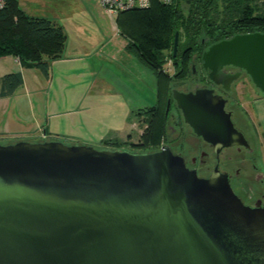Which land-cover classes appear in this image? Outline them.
Segmentation results:
<instances>
[{
	"label": "water",
	"instance_id": "95a60500",
	"mask_svg": "<svg viewBox=\"0 0 264 264\" xmlns=\"http://www.w3.org/2000/svg\"><path fill=\"white\" fill-rule=\"evenodd\" d=\"M178 45L177 31L174 56ZM202 66L228 90L244 70L264 94V33L213 43ZM172 97L218 157L251 148L214 89L172 88ZM0 264H264V203L246 204L219 158L202 177L168 144L0 143Z\"/></svg>",
	"mask_w": 264,
	"mask_h": 264
},
{
	"label": "trees",
	"instance_id": "16d2710c",
	"mask_svg": "<svg viewBox=\"0 0 264 264\" xmlns=\"http://www.w3.org/2000/svg\"><path fill=\"white\" fill-rule=\"evenodd\" d=\"M116 24L127 39V51L156 75L157 103L132 112V118L143 117L147 125L142 137L145 149L156 151L167 131L172 99L163 106L162 101L172 84L191 77L190 64L194 60L202 63L203 52L213 43L240 33H264V0H174L171 4L152 0L148 8L119 12ZM177 31L179 45L174 56ZM66 44L63 26L49 18L27 15L18 0H8L0 9V57H16L23 67H36L48 77L51 62L63 56ZM169 60L175 68L173 75L165 71ZM198 78L204 80L202 75ZM22 84L21 72L1 76L0 97L15 94ZM128 142L114 138L103 140L102 145L126 149Z\"/></svg>",
	"mask_w": 264,
	"mask_h": 264
},
{
	"label": "crops",
	"instance_id": "0c3cea01",
	"mask_svg": "<svg viewBox=\"0 0 264 264\" xmlns=\"http://www.w3.org/2000/svg\"><path fill=\"white\" fill-rule=\"evenodd\" d=\"M86 1L100 5L98 0ZM82 36L69 38L63 56L51 62L48 77L36 67H23L16 57H0V77L11 72H21L23 77L15 94L0 97V141L103 144V140L129 136L127 121L132 123V112L152 102V83L147 85L143 71L118 64L120 48L108 45L112 38L124 37L117 24L114 35L104 38L100 46ZM137 64L146 67L140 61ZM113 99L120 103L118 107ZM251 102L252 117L264 136V95H256Z\"/></svg>",
	"mask_w": 264,
	"mask_h": 264
},
{
	"label": "rangeland",
	"instance_id": "374dc122",
	"mask_svg": "<svg viewBox=\"0 0 264 264\" xmlns=\"http://www.w3.org/2000/svg\"><path fill=\"white\" fill-rule=\"evenodd\" d=\"M21 9L29 16L32 17H45L53 21L58 22L63 26L66 35L67 41L71 38V41L75 40V34L88 36L87 38L90 42H93L94 45H102L104 38H108L114 35V30L116 29V17L111 16L104 11L100 6L92 2L85 0H18ZM82 36V37H83ZM106 41V40H105ZM109 47H118L120 51L118 53L119 59L118 64H123L122 69L130 68L135 71H143L141 73L146 74L148 77L147 85L149 82L152 83V102H148L146 107L154 106L157 103V80L156 75L151 70L147 69L137 64L138 59L134 57L130 52L125 50L127 45V39L123 37L122 39H113L108 43ZM117 55V56H118ZM195 63V64H194ZM169 66L168 63L165 64L167 69ZM190 69L193 72L192 76L184 81H176L172 84V88L177 89H193L197 86H203L198 76L203 74V68L201 62L192 61L190 64ZM194 69L196 74L194 73ZM175 72L174 66L171 68L168 73L173 75ZM140 73V72H139ZM151 74V77L150 75ZM246 79V80H245ZM245 82L241 81L236 85L235 94L240 100L241 104L245 107L247 111L246 120H243L238 115L239 124L245 129L248 139L250 140L253 153H250L248 150L243 149L239 152L236 148H230L223 152L220 159V167L223 169H228L229 167L234 168V170L240 168L242 174L248 178L249 185L257 193L261 188V184L255 179L254 172L252 170V163L254 162L253 158L256 157V162L259 167L264 169V136L259 127L258 121L253 116V111L251 109V99L254 92L256 91L255 85L250 80V78H245ZM246 84V85H245ZM247 86V87H246ZM252 91V97L248 94V90ZM255 95V94H254ZM169 99L171 100V106L169 114L173 115L174 118H169L167 121V131L164 138H162V145L168 144L176 151L185 150L186 153L191 156H199L201 151V146H204L202 141L194 134V132L185 125L181 111L177 108L175 101L172 97V89L170 93L165 94L163 98L162 106L166 105ZM113 106L118 107L120 103L118 100H111ZM165 109V106H164ZM252 113V115H251ZM104 117V116H103ZM179 122V124H176ZM133 123V124H132ZM130 121H127V132L129 131V136L123 140H129L126 145V149L131 151H151V149H145V142L143 141V134L146 132L147 125L143 122V117H136ZM184 123V124H183ZM174 131V132H173ZM4 141V140H3ZM68 144H82L78 141H65ZM0 143H6L0 141ZM97 148H104L105 146L101 143L89 144ZM110 148V147H108ZM249 158L248 164H244L243 160ZM216 158L212 156L208 159L205 172L209 173L211 169L216 164Z\"/></svg>",
	"mask_w": 264,
	"mask_h": 264
},
{
	"label": "flooded vegetation",
	"instance_id": "af4514ba",
	"mask_svg": "<svg viewBox=\"0 0 264 264\" xmlns=\"http://www.w3.org/2000/svg\"><path fill=\"white\" fill-rule=\"evenodd\" d=\"M224 70L227 73H236V72L241 71V69H239L235 66H226L224 68ZM241 72H242L241 77L239 79L235 80L230 85L229 90L226 89L222 84H215V83L211 82L208 79V71H206L204 68H203V74H202V78L204 76V80H200V79L199 80L201 81L203 86H207L209 88L214 89L215 93L221 95L224 99H226V110L231 113L232 119H233L236 127L239 130H241L242 132H244V134L246 135V138L248 139V136L246 134L245 129L239 124V121H238V115L241 119L246 120V116L248 113H247L245 107L241 104L238 97L236 96L235 91H236V85L241 81L245 82V80H246L245 78H250V76L244 70H242ZM195 74H196V71H195ZM250 80H251V78H250ZM197 87H202V86H197ZM196 88H193V89L189 88V89H182V90L190 91V90H195ZM255 88H256V86H255ZM248 92H249L248 95L250 97H252V95H251L252 91L249 89ZM254 94H253L252 99L256 95H259L262 93L260 92L259 89L256 88V91L254 92ZM252 99H251V101H252ZM181 114H182V112H181ZM168 116H169V118H174V116L169 114V113H168ZM183 120H184V117H183ZM184 123H185V125H188L185 122V120H184ZM176 124H179V122H176ZM188 127L192 130V128L189 125H188ZM198 138L202 141V143L204 145V146H201V148H200L201 151H200L199 156H191L190 157L186 153L185 150L176 151L171 146L170 147L172 148V150L175 153L182 155L186 160L187 166L191 169H196L198 174L202 177H207L211 173V171L213 170L215 165L218 163V158H219V167H220L221 156H222L223 152L227 149L234 147L239 152L243 151V149L248 150L250 153L254 152L252 147L250 149H247L245 147L232 146V147L223 148L219 154V157H218L215 153H213V147L208 142L204 141L201 137H198ZM249 142H250V140H249ZM212 156H214L216 158L217 162L214 165V167L211 169V171L209 173H207L204 170L206 169V166H208L207 165L208 159H210ZM253 160H254V162L252 163V170L254 172L255 179L261 184V188L259 189L258 193L254 189H252V187L249 185L247 176H245L244 174L241 175L242 172H241L240 168L234 170V168H232V167H229L228 169H223L220 167L221 171L228 173L232 187L235 190V192L243 199V201L246 204L252 205V206L255 205V203L257 201L264 203V169H262L261 167H259L257 165L256 157H254ZM249 161H250L249 158H246L243 160L244 164H248Z\"/></svg>",
	"mask_w": 264,
	"mask_h": 264
},
{
	"label": "built area",
	"instance_id": "2783aa9c",
	"mask_svg": "<svg viewBox=\"0 0 264 264\" xmlns=\"http://www.w3.org/2000/svg\"><path fill=\"white\" fill-rule=\"evenodd\" d=\"M100 6L111 16H117L119 12L134 8H148L152 0H98ZM163 3L171 4L174 0H160ZM8 0H0V9L7 5ZM169 66L165 71L168 72L174 66L172 60L168 62Z\"/></svg>",
	"mask_w": 264,
	"mask_h": 264
}]
</instances>
